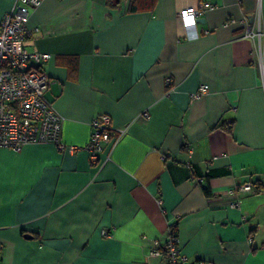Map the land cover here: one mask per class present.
Wrapping results in <instances>:
<instances>
[{
    "label": "crops",
    "instance_id": "obj_1",
    "mask_svg": "<svg viewBox=\"0 0 264 264\" xmlns=\"http://www.w3.org/2000/svg\"><path fill=\"white\" fill-rule=\"evenodd\" d=\"M132 1L33 11L27 47L50 54L47 98L78 149L0 148V264H166L150 252L172 233L189 262L264 264V35L245 36L264 32V0ZM203 1L188 39L179 11ZM103 113L115 130L97 161Z\"/></svg>",
    "mask_w": 264,
    "mask_h": 264
},
{
    "label": "built area",
    "instance_id": "obj_2",
    "mask_svg": "<svg viewBox=\"0 0 264 264\" xmlns=\"http://www.w3.org/2000/svg\"><path fill=\"white\" fill-rule=\"evenodd\" d=\"M43 2L17 0L12 10L0 17V148L19 150L27 143L51 142L61 151L74 152L78 148L67 145L63 140V119L47 98L50 76L41 66L50 54L32 51L27 47L34 32L30 27L32 13ZM212 6L210 2L203 1L180 9L179 16L186 38L199 37V18ZM258 35L263 36L264 32L247 26L246 37L254 38ZM167 81L170 82L171 78ZM209 90L208 84H202L194 97H200ZM148 114L144 113L145 116ZM91 126V139L85 149L97 160L98 154L104 151L103 143L111 139L114 126L111 116L106 113L97 115ZM169 156V153H165L163 157ZM254 191V181L249 180L233 186L228 194L239 198L241 193ZM238 204L239 200L234 203ZM103 233L111 235L107 229ZM155 245L157 247L151 250L150 255L163 257L166 264H211L203 260L189 262L188 256L182 252L181 240L176 233L170 234L163 245L159 241H155Z\"/></svg>",
    "mask_w": 264,
    "mask_h": 264
},
{
    "label": "trees",
    "instance_id": "obj_3",
    "mask_svg": "<svg viewBox=\"0 0 264 264\" xmlns=\"http://www.w3.org/2000/svg\"><path fill=\"white\" fill-rule=\"evenodd\" d=\"M131 4H132V6H131V9L130 10H136L138 8L136 6V1L135 0H133ZM261 186H262V184L259 183L258 188H261ZM206 192L209 193L208 189H206Z\"/></svg>",
    "mask_w": 264,
    "mask_h": 264
},
{
    "label": "bare ground",
    "instance_id": "obj_4",
    "mask_svg": "<svg viewBox=\"0 0 264 264\" xmlns=\"http://www.w3.org/2000/svg\"><path fill=\"white\" fill-rule=\"evenodd\" d=\"M114 130H115V129H114ZM114 130H113V131H114ZM97 161H98V160H97Z\"/></svg>",
    "mask_w": 264,
    "mask_h": 264
},
{
    "label": "water",
    "instance_id": "obj_5",
    "mask_svg": "<svg viewBox=\"0 0 264 264\" xmlns=\"http://www.w3.org/2000/svg\"><path fill=\"white\" fill-rule=\"evenodd\" d=\"M201 19H199V21H200Z\"/></svg>",
    "mask_w": 264,
    "mask_h": 264
}]
</instances>
